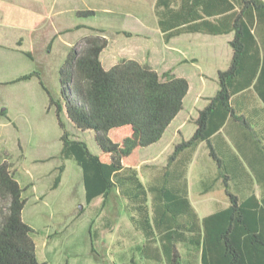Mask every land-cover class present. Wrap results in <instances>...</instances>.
<instances>
[{"label":"trees","instance_id":"16d2710c","mask_svg":"<svg viewBox=\"0 0 264 264\" xmlns=\"http://www.w3.org/2000/svg\"><path fill=\"white\" fill-rule=\"evenodd\" d=\"M96 13L90 9L75 14ZM155 13L166 38L182 32L233 33L231 60L218 71V89L199 110L192 136L177 143L168 155V168L180 151L194 150L220 128L232 113L233 93L254 84L264 100L258 86L264 79V0H156ZM107 45L108 39L100 34L86 36L82 49L70 48L59 67L60 97L56 103L49 98V105L55 104L61 129V163L55 168L51 189L61 181L64 160L72 159L81 168L86 203L96 197L106 199L113 190L125 198L131 223L146 239L141 252L148 258L180 264L176 245L181 243L199 252L200 264H264V192L240 198L226 189L228 205L199 218L186 188L173 190L170 172L164 167L160 170L163 180L156 186L141 180L140 150L158 142L183 109L189 83L171 70L159 73L135 59L120 58L105 68L100 56ZM34 75L47 92L35 71L12 82ZM62 110L76 129L93 134L98 153L71 137L61 119ZM210 154L216 159L212 148ZM23 193L9 163L0 161V264H46L38 260L33 229L22 219ZM179 216L186 221L178 223Z\"/></svg>","mask_w":264,"mask_h":264},{"label":"rangeland","instance_id":"374dc122","mask_svg":"<svg viewBox=\"0 0 264 264\" xmlns=\"http://www.w3.org/2000/svg\"><path fill=\"white\" fill-rule=\"evenodd\" d=\"M137 1L145 7L151 2L0 0V161L9 163L11 172L24 189L26 201L22 219L33 229L38 260L46 264H166L165 260H141L144 258L141 252L144 235L132 226L123 207L125 200L116 197V192L107 200L112 206L110 211L102 209L101 197L89 204L85 202L81 168L74 160H64L61 181L51 189L57 174L55 168L61 163V129L55 114L56 106L49 105V98L56 103L60 97L59 67L70 48L82 49L86 36H103V32L88 27L107 30L110 38L115 28L105 27L107 24L121 25L129 30L135 28L134 19L101 11L126 12L138 7ZM90 9L101 14L87 17L75 14ZM78 25L81 26L77 28ZM111 57L109 59H114ZM32 71L39 73L47 92L36 75L12 82ZM61 119L71 137L85 141L92 153H98L90 131L76 129L64 110ZM150 149L144 147L140 150L138 172L144 183L150 181L166 155L163 152L157 160H150ZM186 175L189 181L193 179L192 167ZM211 196V192L202 196L190 194L200 217L210 213L204 210L207 206L216 207L211 202L200 206L197 200ZM151 198L149 194V204ZM1 205L0 201V211L3 209ZM176 246L180 264H200L199 252L183 244Z\"/></svg>","mask_w":264,"mask_h":264},{"label":"crops","instance_id":"0c3cea01","mask_svg":"<svg viewBox=\"0 0 264 264\" xmlns=\"http://www.w3.org/2000/svg\"><path fill=\"white\" fill-rule=\"evenodd\" d=\"M155 4L156 0H151L145 7L139 2L137 8L122 13H119L122 10L101 11L134 19L137 27L129 30L117 24L105 25L108 28H115L111 38L106 34L107 30L103 29V36L108 39V45L102 51L105 56L101 53L100 59L105 68H110L120 58L135 59L140 63H148L159 73L171 70L175 75L186 78L189 83L188 92L183 100V109L166 128L161 139L147 146L151 147L150 160H157L166 152L164 163L148 183L154 182L155 185L157 181L163 180V172L160 170L164 167V171L170 172L173 181L171 188L178 190L176 186L185 187L189 200L191 193L202 196L211 192L213 195L211 198L197 200L200 206L209 205L211 202L216 208L207 206L204 209L210 213L228 205L226 189L240 198H246L251 194L260 196L264 192V100L254 84L231 95L232 113L208 140L199 142L194 150L180 151L170 166L165 168L167 157L172 153L174 146L192 136L196 128L194 120L199 110L208 104L209 98L217 91L218 71L226 69L231 60L232 50L229 41L233 33L182 32L166 38L165 32L159 28ZM101 12L97 11L98 14ZM123 31L131 34L126 35ZM111 56L114 59H109ZM258 86L264 91L263 78L260 79ZM210 148L216 159L210 154ZM191 167L194 177L189 181L186 172ZM113 192L118 194H115L116 197L125 200L117 190H113L111 194ZM110 195L106 199L101 197L102 209L109 210L112 207L107 203ZM190 203L193 206L191 200ZM123 207L126 208L131 222L126 200ZM194 210L198 214L195 207ZM176 220L181 224L186 218L179 216ZM89 238L93 247L92 236ZM145 241L144 237L143 242ZM142 254L145 259L141 260L147 261L146 253Z\"/></svg>","mask_w":264,"mask_h":264},{"label":"water","instance_id":"95a60500","mask_svg":"<svg viewBox=\"0 0 264 264\" xmlns=\"http://www.w3.org/2000/svg\"><path fill=\"white\" fill-rule=\"evenodd\" d=\"M81 208V207H80Z\"/></svg>","mask_w":264,"mask_h":264}]
</instances>
